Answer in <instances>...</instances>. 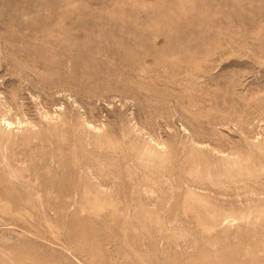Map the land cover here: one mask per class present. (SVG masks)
I'll use <instances>...</instances> for the list:
<instances>
[{
    "label": "rangeland",
    "instance_id": "rangeland-1",
    "mask_svg": "<svg viewBox=\"0 0 264 264\" xmlns=\"http://www.w3.org/2000/svg\"><path fill=\"white\" fill-rule=\"evenodd\" d=\"M0 264H264V0H0Z\"/></svg>",
    "mask_w": 264,
    "mask_h": 264
},
{
    "label": "bare ground",
    "instance_id": "bare-ground-1",
    "mask_svg": "<svg viewBox=\"0 0 264 264\" xmlns=\"http://www.w3.org/2000/svg\"><path fill=\"white\" fill-rule=\"evenodd\" d=\"M9 124V126H12V123L11 122H7V125Z\"/></svg>",
    "mask_w": 264,
    "mask_h": 264
}]
</instances>
